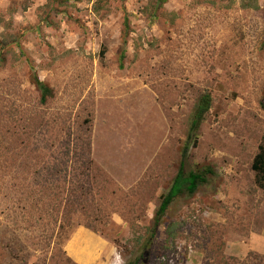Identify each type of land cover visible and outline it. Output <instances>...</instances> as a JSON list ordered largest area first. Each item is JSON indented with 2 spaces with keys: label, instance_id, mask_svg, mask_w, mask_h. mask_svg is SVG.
Here are the masks:
<instances>
[{
  "label": "rangeland",
  "instance_id": "rangeland-1",
  "mask_svg": "<svg viewBox=\"0 0 264 264\" xmlns=\"http://www.w3.org/2000/svg\"><path fill=\"white\" fill-rule=\"evenodd\" d=\"M48 2L0 0V264L137 258L204 93L212 107L186 168L214 174L171 205L144 262L264 257L251 169L264 140V0ZM32 73L52 90L44 105Z\"/></svg>",
  "mask_w": 264,
  "mask_h": 264
},
{
  "label": "trees",
  "instance_id": "trees-1",
  "mask_svg": "<svg viewBox=\"0 0 264 264\" xmlns=\"http://www.w3.org/2000/svg\"><path fill=\"white\" fill-rule=\"evenodd\" d=\"M53 1V2H52ZM82 1H87L92 4L93 10L98 12L104 0H49L47 6L53 3H57L58 6H65L69 4H75ZM256 7V6H253ZM124 29L122 31V43L126 45V38L129 34V21L126 12H124ZM103 54V52H102ZM125 58V50L121 52L119 58V68H123V60ZM31 82L36 90L39 92L41 104H46V102L52 97L51 88L43 83L36 73L31 74ZM212 107V96L211 93H204L200 95L194 104L192 113L189 119V125L186 132L185 142L181 150V160L179 162L178 170L172 179V182L165 193L160 197V202L157 210L152 219V225L147 231L145 239L141 243V254L130 261L127 264H146L144 262L145 253L152 248L154 240L156 238L157 230L163 223L164 217L171 207V205L183 197H191L195 195L201 187L209 184L214 172L210 166H200L190 170H187L186 164L188 161V155L191 148L196 147L200 135V128L203 122L206 120L207 115ZM86 170L90 174L91 167L89 163L91 160L89 156L86 157ZM251 169L255 173L256 185L264 189V140L258 147V152L254 156L251 164ZM87 173V172H86ZM89 174L84 175L88 178ZM81 179H84L83 176ZM83 191V190H81ZM84 192V191H83ZM82 192V193H83ZM83 196V194H82ZM81 196V197H82ZM61 210V209H60ZM74 210L78 211V207H74ZM70 209L68 213L74 212ZM217 264H264V257L249 253L245 259L239 260L235 257H222L218 260Z\"/></svg>",
  "mask_w": 264,
  "mask_h": 264
}]
</instances>
